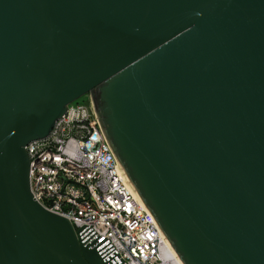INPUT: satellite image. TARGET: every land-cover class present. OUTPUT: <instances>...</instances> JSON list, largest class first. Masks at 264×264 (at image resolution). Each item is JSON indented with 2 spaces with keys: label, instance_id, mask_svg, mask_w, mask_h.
<instances>
[{
  "label": "water",
  "instance_id": "water-1",
  "mask_svg": "<svg viewBox=\"0 0 264 264\" xmlns=\"http://www.w3.org/2000/svg\"><path fill=\"white\" fill-rule=\"evenodd\" d=\"M84 93L182 264H264V0H0V264H123L29 190Z\"/></svg>",
  "mask_w": 264,
  "mask_h": 264
},
{
  "label": "built area",
  "instance_id": "built-area-1",
  "mask_svg": "<svg viewBox=\"0 0 264 264\" xmlns=\"http://www.w3.org/2000/svg\"><path fill=\"white\" fill-rule=\"evenodd\" d=\"M32 197L108 243L123 264H177L164 258L152 213L123 182L88 93L69 102L44 137L24 145Z\"/></svg>",
  "mask_w": 264,
  "mask_h": 264
},
{
  "label": "bare ground",
  "instance_id": "bare-ground-1",
  "mask_svg": "<svg viewBox=\"0 0 264 264\" xmlns=\"http://www.w3.org/2000/svg\"><path fill=\"white\" fill-rule=\"evenodd\" d=\"M117 169H118V172H119L120 177L122 178L123 182L127 185V187L131 190V192L138 198V200L144 205L143 201L141 200V198L137 194L135 188L133 187L132 183L130 182L129 178L127 177V175L125 174L123 168L121 167L119 161L117 163ZM159 231H160V234H161V236L163 238V254H164V258L168 257L171 260V258L173 257L177 264H182L181 260L179 259V257L174 252L173 248L169 244L168 240L166 239V237L164 236L162 231L160 229H159Z\"/></svg>",
  "mask_w": 264,
  "mask_h": 264
},
{
  "label": "rangeland",
  "instance_id": "rangeland-1",
  "mask_svg": "<svg viewBox=\"0 0 264 264\" xmlns=\"http://www.w3.org/2000/svg\"><path fill=\"white\" fill-rule=\"evenodd\" d=\"M84 94L78 96L77 98H75L74 100H72V102L74 101H80L83 98Z\"/></svg>",
  "mask_w": 264,
  "mask_h": 264
}]
</instances>
